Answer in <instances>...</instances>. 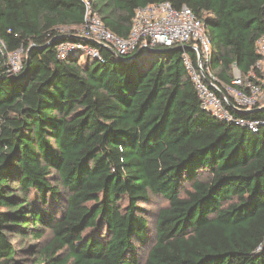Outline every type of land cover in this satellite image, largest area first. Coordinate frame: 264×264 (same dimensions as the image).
<instances>
[{"label":"trees","instance_id":"16d2710c","mask_svg":"<svg viewBox=\"0 0 264 264\" xmlns=\"http://www.w3.org/2000/svg\"><path fill=\"white\" fill-rule=\"evenodd\" d=\"M88 1L120 38L139 8L188 7L227 85L261 60L264 0ZM85 15L84 0H0V42L24 62L0 70V264H24L17 239L48 232L39 264H264V109L215 118L185 65L199 70L192 46L131 62L79 36ZM67 42L100 58L60 59ZM151 196L169 204L154 232Z\"/></svg>","mask_w":264,"mask_h":264},{"label":"built area","instance_id":"2783aa9c","mask_svg":"<svg viewBox=\"0 0 264 264\" xmlns=\"http://www.w3.org/2000/svg\"><path fill=\"white\" fill-rule=\"evenodd\" d=\"M84 25L79 36L85 40L102 45L117 56L126 57L140 47L148 51L181 47L184 51L192 46L198 55V67L184 53V61L195 83L202 108L212 116L225 122H234L230 108L252 112L264 107V36L257 43V53L261 60L255 68L243 77L234 69L232 85L220 81L211 69L212 41L205 25L186 6L175 9L169 2L139 8L132 22L127 38H120L108 30L99 15L93 11L88 0ZM60 59H66L72 52L81 51V58H100L97 48L67 42L59 47ZM9 76H18L24 69L23 49L11 52L6 44L0 42V70ZM237 124L256 130L258 123L238 120Z\"/></svg>","mask_w":264,"mask_h":264},{"label":"rangeland","instance_id":"374dc122","mask_svg":"<svg viewBox=\"0 0 264 264\" xmlns=\"http://www.w3.org/2000/svg\"><path fill=\"white\" fill-rule=\"evenodd\" d=\"M168 205L169 204L165 199L157 196H151L150 202L148 204L140 205L150 222V229L152 232H154L156 228V221L159 211ZM50 237L51 235L48 232L46 237L40 241L35 239H17L16 242L18 243V248L23 250L20 253V260H23L24 264H39V254L34 253L33 251L30 252L31 248L35 246H40V248H43L45 243L49 241ZM141 253L142 255H145L143 251Z\"/></svg>","mask_w":264,"mask_h":264},{"label":"water","instance_id":"95a60500","mask_svg":"<svg viewBox=\"0 0 264 264\" xmlns=\"http://www.w3.org/2000/svg\"><path fill=\"white\" fill-rule=\"evenodd\" d=\"M148 52V49L146 47H140L135 53L130 54L126 57H131L129 58L128 61H135L136 59H138L142 54H146ZM262 109H264V107H262Z\"/></svg>","mask_w":264,"mask_h":264}]
</instances>
